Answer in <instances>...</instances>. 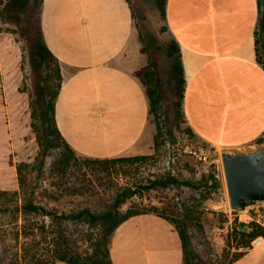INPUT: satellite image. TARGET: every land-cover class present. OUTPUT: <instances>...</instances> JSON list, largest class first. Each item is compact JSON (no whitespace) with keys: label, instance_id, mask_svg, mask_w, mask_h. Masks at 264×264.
Wrapping results in <instances>:
<instances>
[{"label":"crops","instance_id":"0c3cea01","mask_svg":"<svg viewBox=\"0 0 264 264\" xmlns=\"http://www.w3.org/2000/svg\"><path fill=\"white\" fill-rule=\"evenodd\" d=\"M259 17L258 0H167V29L180 46L186 79L187 123L217 148L257 143L264 135ZM39 30L59 60L63 81L55 116L72 147L97 157L147 153L153 138L148 62L131 3L42 0ZM8 51L0 46L2 68L11 59ZM258 239L234 264H264V237ZM110 254L113 264H184L178 232L152 213L120 223Z\"/></svg>","mask_w":264,"mask_h":264},{"label":"trees","instance_id":"16d2710c","mask_svg":"<svg viewBox=\"0 0 264 264\" xmlns=\"http://www.w3.org/2000/svg\"><path fill=\"white\" fill-rule=\"evenodd\" d=\"M154 2L166 20L167 0ZM261 5L262 0H258L260 17L255 35L257 61L264 68ZM37 50L44 67L38 88L45 95L43 107L36 99L30 100L38 152L33 159L16 163L17 189L0 188V264H113L110 242L114 230L127 218L144 213L161 216L174 226L184 264H209L194 248L190 233L192 227L203 230L205 210L193 200L176 198L175 191L169 194L182 185L208 192L216 189L220 184L216 168L197 181L170 168L147 172L157 155L166 151L167 130L155 62L149 59L144 72L149 114L155 124L154 151L97 157L78 153L57 125L55 104L63 79L59 60L40 30ZM169 55L177 60L172 65L178 79L177 115L187 121L183 108L186 79L180 46L174 38ZM186 131L198 136L189 124ZM253 142H264V135ZM215 213L228 220L225 212ZM260 236L264 237L263 223L236 219L226 238L230 248H223L219 264H234Z\"/></svg>","mask_w":264,"mask_h":264},{"label":"rangeland","instance_id":"374dc122","mask_svg":"<svg viewBox=\"0 0 264 264\" xmlns=\"http://www.w3.org/2000/svg\"><path fill=\"white\" fill-rule=\"evenodd\" d=\"M42 0H4L0 6V46L7 48L11 58L7 66H0V188L17 189L16 163L31 160L38 152V143L32 130V98L45 104V95L38 88L43 75L42 55L37 50L39 41V16ZM134 21L138 31V41L144 62H155V70L162 96L164 127L166 133L165 152L157 155L150 164L148 173L172 169L184 177L197 181L210 170L216 168L220 184L208 192L185 185L175 187L176 198L193 200L205 210L203 230L192 227L190 233L194 248L200 257L209 264H219L226 238L235 220H257L264 224V203L244 211H231L224 181L220 150L209 142L186 131L187 121L177 115L179 90L177 75L172 65L175 58L169 55L171 36L166 28V20L160 15L154 0H131ZM264 31V0L261 5ZM264 38V34H263ZM16 47L11 50V45ZM152 123L153 137L155 124ZM152 144L147 153H152ZM164 151V146H163ZM143 153V154H147ZM132 155V154H131ZM123 181V177L119 176ZM140 198V197H139ZM195 198V199H193ZM130 203H126L124 208ZM223 211L228 220L223 221ZM248 249V248H246ZM235 250V249H231Z\"/></svg>","mask_w":264,"mask_h":264},{"label":"water","instance_id":"95a60500","mask_svg":"<svg viewBox=\"0 0 264 264\" xmlns=\"http://www.w3.org/2000/svg\"><path fill=\"white\" fill-rule=\"evenodd\" d=\"M231 211L264 203V142L223 146L220 150Z\"/></svg>","mask_w":264,"mask_h":264},{"label":"built area","instance_id":"2783aa9c","mask_svg":"<svg viewBox=\"0 0 264 264\" xmlns=\"http://www.w3.org/2000/svg\"><path fill=\"white\" fill-rule=\"evenodd\" d=\"M258 238H259V237H257V238H255L254 240H252V242H251V247H252V246H255V245L258 244V241H259Z\"/></svg>","mask_w":264,"mask_h":264}]
</instances>
